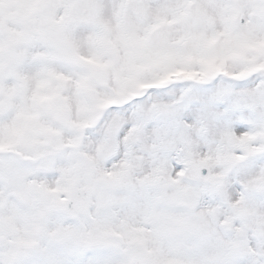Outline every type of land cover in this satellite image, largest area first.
Segmentation results:
<instances>
[{"label":"snow or ice","instance_id":"1","mask_svg":"<svg viewBox=\"0 0 264 264\" xmlns=\"http://www.w3.org/2000/svg\"><path fill=\"white\" fill-rule=\"evenodd\" d=\"M0 264H264V0H0Z\"/></svg>","mask_w":264,"mask_h":264}]
</instances>
